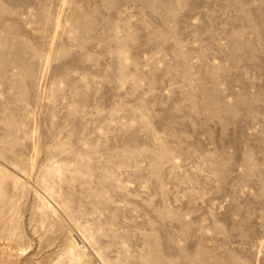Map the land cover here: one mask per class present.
Listing matches in <instances>:
<instances>
[{
	"label": "rangeland",
	"instance_id": "374dc122",
	"mask_svg": "<svg viewBox=\"0 0 264 264\" xmlns=\"http://www.w3.org/2000/svg\"><path fill=\"white\" fill-rule=\"evenodd\" d=\"M0 264H264V0H0Z\"/></svg>",
	"mask_w": 264,
	"mask_h": 264
},
{
	"label": "bare ground",
	"instance_id": "6f19581e",
	"mask_svg": "<svg viewBox=\"0 0 264 264\" xmlns=\"http://www.w3.org/2000/svg\"><path fill=\"white\" fill-rule=\"evenodd\" d=\"M48 204H50V203H48ZM83 245V244H82ZM83 248H85L84 246H82Z\"/></svg>",
	"mask_w": 264,
	"mask_h": 264
}]
</instances>
